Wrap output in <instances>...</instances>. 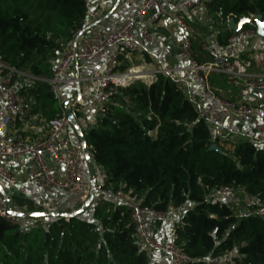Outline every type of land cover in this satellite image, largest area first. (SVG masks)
Instances as JSON below:
<instances>
[{"label": "trees", "instance_id": "1", "mask_svg": "<svg viewBox=\"0 0 264 264\" xmlns=\"http://www.w3.org/2000/svg\"><path fill=\"white\" fill-rule=\"evenodd\" d=\"M211 3L225 20L252 15L264 20V0ZM86 14L84 0H0V56L33 75L51 77ZM38 84L21 93L45 89L55 102L49 85ZM105 108L99 123L83 134L94 164L115 188L122 186L158 211L179 207L178 243L186 254L236 249L245 264H264V220L237 218L227 205L206 200L213 190L234 186L264 201V151L251 140L222 141L182 87L164 74L120 88ZM48 109L49 119L60 113L58 104ZM214 143L224 152L210 150ZM93 213L101 231L78 215L28 230L0 218V264H148L146 251L134 241L128 206L104 201Z\"/></svg>", "mask_w": 264, "mask_h": 264}, {"label": "built area", "instance_id": "2", "mask_svg": "<svg viewBox=\"0 0 264 264\" xmlns=\"http://www.w3.org/2000/svg\"><path fill=\"white\" fill-rule=\"evenodd\" d=\"M206 1L214 0H185L183 5L186 9H191ZM84 2L88 8L90 0ZM129 6L134 9L133 16L111 32L90 35L83 28L75 31L51 77L33 75L10 65L0 56V183L4 191L6 187L20 184L17 169L23 158H29L32 168L27 181L49 197L57 192H65L82 206L97 208L104 201L128 206L134 241L140 249L146 251L148 264H154L159 254L167 255L171 264H245L236 249L218 254L212 250L204 257L186 254L178 243L176 224L163 238L154 237L151 225L155 222H169L179 212V207L170 206L166 211H158L143 205L140 200L125 192L122 186L115 188L105 172H102L101 180L96 178L92 181L82 142L76 145L66 134L72 118L66 112L60 87L70 81L69 71L73 66L88 60H98L100 65L91 74L76 78V81L88 85L90 94L88 99L81 97L75 101L80 108L99 110L102 116L105 106L120 88L137 80L150 83L164 74L182 88L194 91L201 116L216 133L221 132L227 119H234L250 126L251 141L264 151V106L247 102L254 93L264 94V63L256 70L253 56L245 55L240 50L243 45L258 37L255 22L251 21L249 28L231 31L223 50L210 61L202 63L193 47V38L200 33L191 27L182 14L172 13L175 25L182 33L181 62L174 67L165 63L161 67L149 68L143 62L125 66L124 60L151 53V47L155 43L151 31L138 28V20L150 10H154V21L160 20L165 14L162 0H143L140 3L131 0ZM222 13V9H219V14ZM99 15L100 11L87 9V17ZM212 75H220L234 83L244 100L223 98L211 83ZM40 80L49 85L60 113L47 120L36 137L25 139L20 133L9 129L15 126L20 116L23 105L22 88L30 87L33 82ZM240 190L245 189L222 186L213 190L206 200L232 209ZM6 201L7 195L0 191V218L11 224H19V218L8 213ZM190 204L195 206L196 202ZM235 215L237 218L258 217L264 220V201L255 198L252 204ZM217 231V228L214 229L213 237H216Z\"/></svg>", "mask_w": 264, "mask_h": 264}, {"label": "crops", "instance_id": "3", "mask_svg": "<svg viewBox=\"0 0 264 264\" xmlns=\"http://www.w3.org/2000/svg\"><path fill=\"white\" fill-rule=\"evenodd\" d=\"M130 1L131 0H90L87 9L91 11L98 10L100 11V15L92 18L86 16L82 26L83 31L86 34L94 35L111 32L117 29L127 18L134 14V9L129 6ZM137 1L140 3L143 0ZM184 2L185 0H162L165 14L160 20L154 21L152 19L154 10H150L143 18L138 20V28L151 31L154 34L155 43L151 47V53L126 59L124 60L125 66L137 65L143 62L146 63L149 68L161 67L162 64L165 63L174 67L181 62L180 46L182 33L175 25L173 16L171 15L172 13L182 14L191 27L200 33V35L193 38V47L200 62L204 63L210 61L215 54L223 50L227 43L226 39L229 36L227 31L230 30V21L233 18H227L225 20L224 17L219 14V11L213 8L212 3L208 1L191 9H186L183 5ZM238 21L239 20H236V22ZM258 39L262 40L260 37H256L240 48L241 52L245 55L249 54L253 56L256 70L260 69L264 63V55H261V53L256 50V47L261 46ZM60 58L56 59L54 69L58 66ZM146 58L149 59V61H147ZM99 65L100 61L98 60H88L70 69V81L60 87L64 106L67 101L74 98L77 100L81 97L84 99L89 98L88 85L84 82L76 81V78L88 76ZM210 80L223 98L235 101L244 100L241 97L240 89L225 77L212 75ZM40 81H35L30 87H23L22 89L29 90V88L39 85L38 82ZM182 89L185 95L199 108L197 96L194 91L186 87ZM36 92L38 91H27V93L22 94L23 105L20 116L15 126L9 129L10 131L13 130V132L16 131L20 133L25 139H33L37 136L38 130L45 125L50 112L48 108H50L51 105H49V107L43 104L40 101L41 93L36 95ZM38 96H40L39 99L37 98ZM247 102L253 105L264 106V94L254 93L252 97L247 99ZM70 110L73 115V121L68 126L66 134L71 138L74 144L79 145L82 142L80 133H83L89 127L97 125L101 113L99 110L82 109L75 102L70 105ZM45 114L47 116H44ZM237 125H239L240 128H238ZM226 133H231L240 137L242 139L241 141L252 139V129L250 126L234 119H227L221 132L215 135L220 136L221 140L225 141L226 137L223 134ZM31 168V159L23 158L17 169L21 183L14 187L5 188V193L11 203L13 202L15 204L21 203V201H28L35 205L41 202V198H43L45 194L38 187L27 181ZM95 168L96 178L97 180H101V168L96 165ZM99 172L100 174H98ZM45 196L51 200L57 198L62 202L73 200L72 197L65 192H57L51 197ZM89 206L90 205H86L85 207L93 211V208ZM15 209L23 211L18 205ZM27 211L37 210L30 207ZM177 220V216L175 215L169 222L153 223L151 225L152 234L158 239L163 238L167 235L172 226L177 224ZM154 264H171V260L167 255L159 254Z\"/></svg>", "mask_w": 264, "mask_h": 264}, {"label": "rangeland", "instance_id": "4", "mask_svg": "<svg viewBox=\"0 0 264 264\" xmlns=\"http://www.w3.org/2000/svg\"><path fill=\"white\" fill-rule=\"evenodd\" d=\"M258 41H259V44H261V46L256 47V50H258V52L261 53V55H264V41L260 39H258ZM23 70L27 71L26 69H23ZM46 93L47 91L45 89H42L40 101L45 105H48V106L51 105L55 107L57 105V102L56 101L53 102V100L47 97ZM46 114L44 116H47ZM46 120H49V118ZM237 126L238 128H240L239 125ZM223 135L226 137L225 138L226 142L237 143V142H241L242 140L240 137H237L236 135H233L231 133H226ZM100 172L102 174L104 170L101 169ZM100 172L98 174H100ZM254 201H255V198L253 196L249 195L245 190H240L237 195V201L232 207V211L234 212V214H237L240 210L247 208L248 205L252 204ZM17 205L20 208H22L23 212H27L28 208L30 207L34 208L37 211H50V212H55V213H73L79 209H82L81 213L78 214V218L83 221H88V222L97 224L99 225L98 229L99 230L101 229L100 227L101 219L94 215L92 209L86 208L85 206L78 204L74 200H68L66 202H62L61 200L57 198L51 200L47 198L45 195H43V198H41V202H39L38 204L34 205L32 203H29L28 201H21V203H15V204L13 202L11 203V206L14 208ZM176 216L178 219L180 216V211L176 214ZM55 219H56V216H48V217H42V218H25V219H19L20 220L19 224L21 228H23L24 230L35 229L37 227L46 228L47 225L51 223L52 221H54Z\"/></svg>", "mask_w": 264, "mask_h": 264}, {"label": "water", "instance_id": "5", "mask_svg": "<svg viewBox=\"0 0 264 264\" xmlns=\"http://www.w3.org/2000/svg\"><path fill=\"white\" fill-rule=\"evenodd\" d=\"M251 21L255 22V24H256L257 36L260 37L264 41V20H263L261 15H257L253 18L242 17L238 22H236V19L233 18L230 21L229 29H230V31H239L240 29H242L244 27L245 24L250 23ZM76 100L77 99L74 98V99H71L65 103L66 112L69 116H71L72 121H73V116H72V113L70 110V105L72 103H74ZM80 135H81V140H82V149H83V152H84V154L86 156V160H87L88 171H89V174H90L92 181H95V179H96V168H95L94 162L92 160V157L89 153L87 144L85 142L84 134L80 133ZM210 150H216L220 153L224 152V150L222 148H220L218 146V144H216V143H214L210 146ZM0 191L6 195L4 188H3L1 183H0ZM6 205H7V210H8L9 214H11V213H22V215H13L19 219L42 218V217H48V216H56V217L68 218L67 220H69L73 216H77L78 214H80L82 211V209H79L73 213H55V212H50V211H27V212L16 211L10 206V201H9L8 197H7ZM34 213H37V214L42 213V215H33Z\"/></svg>", "mask_w": 264, "mask_h": 264}, {"label": "snow or ice", "instance_id": "6", "mask_svg": "<svg viewBox=\"0 0 264 264\" xmlns=\"http://www.w3.org/2000/svg\"><path fill=\"white\" fill-rule=\"evenodd\" d=\"M12 215H22V213H11ZM33 215H42V213L40 214H37V213H34Z\"/></svg>", "mask_w": 264, "mask_h": 264}]
</instances>
